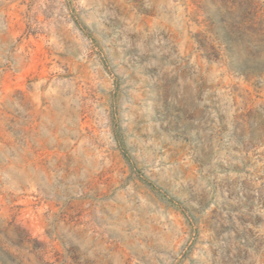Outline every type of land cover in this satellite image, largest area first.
Masks as SVG:
<instances>
[{
  "label": "rangeland",
  "instance_id": "374dc122",
  "mask_svg": "<svg viewBox=\"0 0 264 264\" xmlns=\"http://www.w3.org/2000/svg\"><path fill=\"white\" fill-rule=\"evenodd\" d=\"M0 264H264V0H0Z\"/></svg>",
  "mask_w": 264,
  "mask_h": 264
}]
</instances>
